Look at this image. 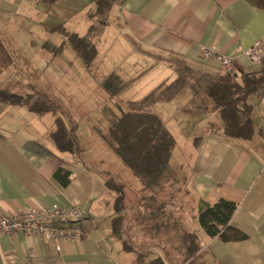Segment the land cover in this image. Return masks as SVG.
<instances>
[{
  "label": "crops",
  "instance_id": "obj_1",
  "mask_svg": "<svg viewBox=\"0 0 264 264\" xmlns=\"http://www.w3.org/2000/svg\"><path fill=\"white\" fill-rule=\"evenodd\" d=\"M115 2L122 38L136 54L159 63L151 71L164 75L155 86L160 96L151 110L171 129L175 145L180 133L186 137L188 131L190 139L183 146L192 151L190 191L183 192L184 196L167 194L171 208L166 209L171 220L167 230L152 227L142 217L136 222L127 212L120 229L115 230L110 205L116 192L105 186L103 175L79 159L81 150L57 148L51 137L53 118L44 122L38 114L42 112L33 107L41 98H22L20 104L0 100V218L28 207L42 210L77 202L86 208L81 222L85 234L61 244L60 250L53 240L41 236L25 232L8 236L0 231V264H139L142 260L135 257V246L124 234H134L137 242L156 250L169 248L175 263L183 264L180 236L191 230L199 234L198 259L203 264H264V101L258 100L257 93L249 97L254 125L250 138L225 137L220 112L204 91L225 71L218 60L203 56L204 48L235 56L233 73L237 76L259 70L261 63L250 62L236 50L264 40L260 0ZM95 3L0 0V25L18 26L16 34H6L10 41L25 37L42 42L62 26L92 40ZM0 90L8 91L1 86ZM119 112L117 109L115 115ZM165 184L173 191L176 188ZM220 198L237 204L231 224L246 233L247 239L223 242L209 237L197 222L195 226L189 223L197 219L202 201L214 203ZM158 256L162 257L161 252Z\"/></svg>",
  "mask_w": 264,
  "mask_h": 264
},
{
  "label": "rangeland",
  "instance_id": "obj_2",
  "mask_svg": "<svg viewBox=\"0 0 264 264\" xmlns=\"http://www.w3.org/2000/svg\"><path fill=\"white\" fill-rule=\"evenodd\" d=\"M118 12L115 2L105 16H96L93 21L95 26L90 43L95 50L88 64L77 53L68 35L61 31L63 26L50 35L51 39L40 42L39 39L28 40L25 37L10 41L6 34H16L18 26L0 25V48L5 49L0 51L3 55L0 57V86L25 100L39 96L37 100L41 98L38 100L40 103L36 105L39 109L52 106L53 109L38 113L42 114L44 122L49 123L51 118L55 122L57 117H62L67 124H74L79 136V159L104 177L113 175L118 182L125 184L126 207L123 214L127 212L140 222L141 199L146 192L141 191V180L124 166L107 139L119 104L131 105L148 99L155 101L160 96L155 86L163 81L164 75L151 71L159 63L136 54L122 38L116 21ZM64 29L68 31L66 27ZM106 81L115 88L114 93ZM188 139L187 130L186 137L184 132L180 133L163 173V180L176 187L173 191L167 186L175 195L190 191L192 151L190 146H183ZM114 205L113 200L110 206L116 212ZM196 222L200 226L198 218L189 220L193 226ZM131 223L129 219L128 224ZM124 239L135 246L134 255L142 261L160 257L158 254L161 252L164 264H176L165 246L156 250L158 248L153 245H143L135 240L134 234L133 237L124 234Z\"/></svg>",
  "mask_w": 264,
  "mask_h": 264
},
{
  "label": "trees",
  "instance_id": "obj_3",
  "mask_svg": "<svg viewBox=\"0 0 264 264\" xmlns=\"http://www.w3.org/2000/svg\"><path fill=\"white\" fill-rule=\"evenodd\" d=\"M115 1L96 0V8L91 14L92 17L105 16ZM260 2L264 8V0ZM94 26L95 24L91 26L90 33L93 32ZM61 31L68 35L77 53L88 64L95 50L90 43V37L88 35L81 37L65 29ZM106 85L114 93L115 88H112L107 81ZM263 86L264 63L259 70L243 73L241 76L225 72L205 87V94L209 95L214 108L220 112L225 137L245 140L253 135V105L249 102V97ZM21 99L18 94L0 90L2 101L20 104ZM153 102L154 100L148 99L141 103L119 106V115L110 126L107 140L114 147L124 166L141 180V191L146 192L141 199L142 220H148L147 224L152 227L157 228L160 225L167 230L171 225V220L168 219L166 213L170 200L167 194H171V190L163 180V173L169 165L176 140L167 124L151 110L150 106ZM33 107L39 112L53 109L52 106L41 109ZM51 137L60 151L80 150L76 126L67 124L62 117L56 118L55 129L51 132ZM103 180L105 186L117 194L114 201L116 212L113 225L114 229L118 230L125 221L123 214L126 207L125 184L118 182L113 175ZM236 210L237 204L224 198L214 203L202 201L197 218L201 228L209 237H218L223 242L241 241L247 239L248 236L231 224ZM180 239L183 244L182 253H184L182 263L203 264L198 259L200 254L198 252L201 249L198 232L196 230L183 231ZM164 262L162 257H155L148 261H141L139 264H164Z\"/></svg>",
  "mask_w": 264,
  "mask_h": 264
},
{
  "label": "built area",
  "instance_id": "obj_4",
  "mask_svg": "<svg viewBox=\"0 0 264 264\" xmlns=\"http://www.w3.org/2000/svg\"><path fill=\"white\" fill-rule=\"evenodd\" d=\"M252 63H264V40H259L249 47H238L236 50ZM203 56L218 60L227 73L235 71V56L225 55L216 48H204ZM258 100L264 101V86L257 92ZM86 208L80 203L69 206H48L44 209L34 207L23 208L18 213L0 218V231L8 236L18 232L41 236L61 244L80 238L84 233L81 226Z\"/></svg>",
  "mask_w": 264,
  "mask_h": 264
}]
</instances>
